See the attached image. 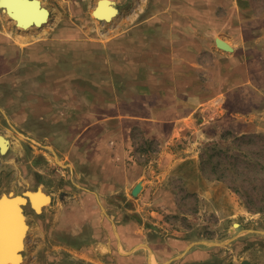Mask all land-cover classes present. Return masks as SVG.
Returning <instances> with one entry per match:
<instances>
[{
	"label": "rangeland",
	"instance_id": "1",
	"mask_svg": "<svg viewBox=\"0 0 264 264\" xmlns=\"http://www.w3.org/2000/svg\"><path fill=\"white\" fill-rule=\"evenodd\" d=\"M40 1L50 13L48 22L25 34L24 43L15 37L23 31L0 9V135L11 144L0 155V195L40 188L51 198L40 214L28 204L23 206L28 231L20 264H90L88 256L79 257L80 249L86 251L84 255L105 256L107 243L110 239L116 243L118 235L110 234L111 225L102 221L104 206L96 196L103 194L116 228L133 224L139 237L148 241L181 239L213 246L230 264L244 260L264 264V62L247 69L254 75L251 80L248 77V85L234 80L232 73L231 85L224 88L231 89L232 110L241 109L239 98L248 104L241 110L246 114L242 120L252 125L250 133L222 132L206 142L202 136L208 134L194 132L202 128L205 112L196 114L180 140L146 139L134 128L121 148L128 151L124 160L137 175L128 183V178L103 169L110 158H119L115 161L119 163L120 157L114 155L116 143L110 144L108 154L105 148L101 161L103 155L93 150L94 137L75 139L96 119H103L104 130H114L118 119L110 118L111 114L127 111L120 100H127L131 85L136 99L148 91L144 84L152 91L163 84L174 95L178 74L171 72H176L178 61L142 58L155 56L149 52L167 55L158 45L146 53L133 48L113 53L115 49L104 38H111V28L88 14L96 0ZM141 1L124 0L123 12L112 18L114 22L129 17L134 21L133 10ZM71 4L76 15L70 13ZM248 15L258 27L264 25V0H253ZM162 71L164 75L159 74ZM211 78L210 85L217 86V74ZM166 99L172 104L170 97ZM188 149L196 152L193 166L202 178L222 184L236 207L209 205L184 187L191 167L183 169L178 160ZM139 181L142 189L133 195ZM215 209L227 217H220ZM121 235L131 237L127 229Z\"/></svg>",
	"mask_w": 264,
	"mask_h": 264
},
{
	"label": "crops",
	"instance_id": "2",
	"mask_svg": "<svg viewBox=\"0 0 264 264\" xmlns=\"http://www.w3.org/2000/svg\"><path fill=\"white\" fill-rule=\"evenodd\" d=\"M97 1L88 10V14L91 16ZM111 1L115 3L116 16L122 14V8L125 6L124 0ZM252 1L142 0L138 8L133 10L132 16L136 18L134 21L130 17L115 22L114 19L109 22L104 21V26L111 28V38L108 39L107 36L104 38L108 40L106 44L111 43L112 48L115 49L112 51L113 53L124 54L129 50L132 51V48L133 51L146 50L145 53L158 46V48L165 49L167 55L157 56L149 52L155 56L143 55L142 58L155 60L169 58L178 61V66L174 67L176 72H171V74H178V86H176V93L171 95L162 82L159 84H162L163 88H158L156 91H152L148 85L144 84V88H148V91L136 99L133 95L134 85H131L126 90L127 100L124 102L120 100L121 106H127V111L118 116L111 114L112 117L110 118L118 119V122L114 124L117 125L114 130H104L103 119H101L102 121L96 119L84 127L75 140L91 141L94 137L93 150L99 155H103L105 148L106 154H108L110 144L116 143L114 150L117 153L114 155L120 157V161L116 163L115 161L119 158L113 157L111 159L109 155L110 162L104 163L103 169L117 173L122 178H128L129 181L128 179L125 181L129 183L137 175L134 166L126 164L124 160L128 151L126 152V149L121 148L127 145L130 132L134 128L142 131V135L146 139L164 138L170 142L180 140L186 128L191 127L194 119H196V114L205 112L203 113L202 128L196 129L194 132L203 131L208 134V136H202L206 142L219 138L222 132L237 135L250 133L252 125L242 120L246 118V114L241 110L248 107V104L239 98V108L241 109L238 110L236 107L235 110H232L230 95H228L231 89L224 90V88L231 85L230 74L232 73L235 75L232 77L234 80L237 79L241 85H248L251 83L248 81V77L250 76L251 80L254 75H252L251 70L249 72L247 69H250L251 65L256 68L264 62V25L258 27L256 21L248 18ZM90 5L92 4L90 3ZM69 9L72 15H76L72 4ZM169 12H173L174 16L167 15ZM14 27L16 26L14 25ZM34 29L31 27L27 31H17L15 37L24 43L25 34L28 35V32H33ZM216 39L228 44L232 49L231 52L218 49L215 44ZM258 69L260 68L258 67L256 71ZM198 71L200 74L195 76L194 73ZM148 74L151 75V72L149 71ZM159 74L164 75V71ZM211 74H217V86L216 83L210 85L213 80ZM200 76H204L205 80ZM254 93L257 95L256 92ZM168 97L173 100L169 102L172 104H167L166 98ZM151 101L153 103H150ZM120 104L116 106H120ZM258 106L259 104L256 105V107ZM166 128H169V131ZM121 135H123L122 139L116 141V138ZM198 137L201 136L197 135ZM185 151L188 153L178 160L183 169L191 167L190 176L184 177V187L188 188L190 192L196 193L203 199V202L209 205H216L220 209V206H223L224 209L229 206L231 210L232 207H236L237 204L234 199L225 195L227 193H225L222 184L205 180L197 167L193 166L192 160L197 159L196 152L192 149ZM105 156V154L101 156V161L105 159ZM137 185H140L141 190L143 183L139 181L134 187ZM143 191L144 193L147 192L145 187H143ZM96 197L98 203L104 206L101 207L104 213L101 217L102 221L111 225L110 229H107L108 232L110 234L117 232L118 237L116 243L111 239L107 243L109 251L105 256L84 255L86 251L80 249L79 257L87 258L88 256L90 264H230L229 259L225 261L220 256V250L213 246L186 242L181 239H178L177 242L148 241L139 237L141 233L133 224L114 227L110 221L112 217L108 215V209L105 207V204L109 202L106 195H97ZM220 209L214 211L219 213L220 217L221 214L227 217L226 213H222ZM104 228L107 227L104 226ZM124 229L128 230L130 238L121 235ZM127 244L130 247H127ZM117 246L118 250L116 251ZM249 262L254 264L252 261Z\"/></svg>",
	"mask_w": 264,
	"mask_h": 264
},
{
	"label": "water",
	"instance_id": "3",
	"mask_svg": "<svg viewBox=\"0 0 264 264\" xmlns=\"http://www.w3.org/2000/svg\"><path fill=\"white\" fill-rule=\"evenodd\" d=\"M104 5L107 7L106 14H104L105 16L97 17L95 13L98 12L99 8ZM0 9L2 11H5V14L10 19L15 21V26H19V27H26L28 25L40 26L41 22H46V18L49 15V12L46 9H44L43 7H40L38 0H0ZM32 9H34L33 11L38 14V17L31 16L30 13ZM112 15L113 17L117 15V9L115 7V3L111 0H98L95 8L92 11V16L99 21L109 22L112 19L111 18ZM39 17L42 18V20H40ZM215 44H216V47L222 51L231 52L232 50L228 46V44H226L224 41L220 39H216ZM0 140H4V138L1 135H0ZM5 142L7 143V140H5ZM7 150H8V146L3 148V146H1L0 144V155L5 154ZM139 188L140 187L137 186L133 190L132 194L133 195L136 194ZM39 189L40 188H36V190L34 191H39ZM31 192L33 191H25L21 195H14L12 193L1 194L0 195V219H3L5 223L9 222L11 225L14 219L13 216L15 213V215H17V217L22 221V219H24L23 206H25L26 204L29 205V207L32 209L34 213L40 214L42 208H40L38 211L37 208L33 206V203L31 202V198L29 195ZM42 195L48 199V204H50L51 203L50 196L46 195L45 193H42ZM18 202L21 204H18ZM5 204L13 205V207L4 209L2 205H5ZM25 226L27 227L26 224ZM234 226H236V224H234ZM2 236L4 235H0V237ZM4 239H5L4 237L0 238V255L3 252ZM18 248L19 247L14 249L16 253V257L17 259L18 258L22 259L23 249L21 248L19 251L16 252V249ZM6 262L7 260H4L3 258L0 259V264H15L16 263V261L11 262L10 260L7 263ZM239 264H251V263L249 261L244 260V261H241Z\"/></svg>",
	"mask_w": 264,
	"mask_h": 264
},
{
	"label": "bare ground",
	"instance_id": "4",
	"mask_svg": "<svg viewBox=\"0 0 264 264\" xmlns=\"http://www.w3.org/2000/svg\"><path fill=\"white\" fill-rule=\"evenodd\" d=\"M38 1H39V4H40V7H43L41 1L40 0H38ZM104 6H101L99 8L98 12L95 13V15L97 17L98 16L99 17L105 16L104 14H106V8L107 7L106 6L104 7ZM43 8L48 11L47 8H45V7H43ZM33 10L34 9H32L31 13H30L31 16L32 17H38V14L36 12H34ZM4 13H5V11H4ZM112 17H113V15H112ZM48 18H49V15L46 18V22H41L40 26L28 25L26 27H19V26H16V27H18V29H20L22 31H27L31 27L40 28L43 25L47 24ZM10 20L13 21V23L15 25V21L12 20V19H10ZM40 20H42V18H40ZM2 137L4 138V140H0L1 146H3V148L8 146V148H9V140L6 137H4V136H2ZM5 140H7V143L5 142ZM42 193H44V192L41 189H39V191H33V192H31L29 194L30 198H31V202L33 203V206L35 208H37L38 211H39L40 208H42V206L48 204V199L45 198L42 195ZM18 204H21V203L18 202ZM2 207H4V209H6V208H9V207H13V205L5 204V205H2ZM13 218L14 219H13L11 225H10L9 222L5 223L3 221V219H0V235H4L2 237L5 238L4 239V244H3V252L0 255V259L3 258L4 260H7V262L9 260L11 262L16 261L15 264H20L22 262V259L21 258L17 259L14 249L19 247L18 249H16V252L19 251L21 248L24 249V245H25L24 241H25V237H26V234H27V231H28V225L26 224V221H25V215H24V219H22V221L17 217V215H15V213H14ZM25 224L27 225V227L25 226ZM2 237H0V238H2Z\"/></svg>",
	"mask_w": 264,
	"mask_h": 264
}]
</instances>
